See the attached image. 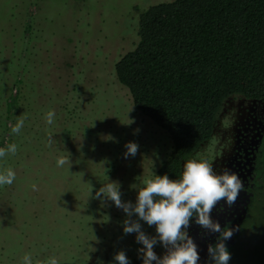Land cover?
Wrapping results in <instances>:
<instances>
[{
    "label": "rangeland",
    "instance_id": "1",
    "mask_svg": "<svg viewBox=\"0 0 264 264\" xmlns=\"http://www.w3.org/2000/svg\"><path fill=\"white\" fill-rule=\"evenodd\" d=\"M162 1L168 0H0V148L18 146L0 158V172L16 173L12 185L0 187V264H23L25 254L32 264L50 257L59 264H118L114 254L121 250L129 264L142 262L137 234L123 231L127 214L95 194L114 181L122 201L135 203L133 185L154 177L171 151L169 134L134 108L114 68L138 41L136 8ZM260 103L227 99L213 138L189 159L213 163L244 117L262 119ZM20 118L24 125L14 134L10 125ZM130 141L139 150L125 158ZM60 156L70 163L58 167ZM254 219L264 225V198ZM140 223L156 235L154 225ZM163 250L154 246L158 256Z\"/></svg>",
    "mask_w": 264,
    "mask_h": 264
},
{
    "label": "trees",
    "instance_id": "2",
    "mask_svg": "<svg viewBox=\"0 0 264 264\" xmlns=\"http://www.w3.org/2000/svg\"><path fill=\"white\" fill-rule=\"evenodd\" d=\"M136 11L138 41L115 74L171 139L154 176L178 179L213 138L227 99L242 95L264 110V0H168ZM255 220L236 235L229 264H264V225Z\"/></svg>",
    "mask_w": 264,
    "mask_h": 264
},
{
    "label": "clouds",
    "instance_id": "3",
    "mask_svg": "<svg viewBox=\"0 0 264 264\" xmlns=\"http://www.w3.org/2000/svg\"><path fill=\"white\" fill-rule=\"evenodd\" d=\"M55 112L49 110L46 113V122L51 125L54 122ZM24 125V118L17 120L11 131L19 134ZM52 142V134L49 133V143ZM15 143L0 148V158L17 152ZM125 158L134 157L139 145L128 142L125 145ZM70 163L69 158L60 156L57 158V166L63 167ZM16 178L15 171L8 167L0 172V187L12 185ZM135 203L124 202L117 182L103 183V186L95 194L96 199L106 198L114 202L117 208L122 209L127 218L123 221L125 234L136 233V240L142 244L138 252L143 264H200L198 245L189 234L193 219L197 226L204 230V234L218 233L215 244H208L210 264H229L231 253L225 241L232 238L236 229L222 227L218 220L212 218L211 213L216 205L224 201L232 207L244 183L240 176L229 169H223L217 173L212 164L204 158L189 159L184 164L182 174L178 179H170L167 174L155 175L145 178L140 182ZM33 190L36 185H32ZM133 213L137 214V220H132ZM140 220L145 221L150 227L155 226L156 235L149 236L142 230ZM161 243L167 250L161 257L154 251V246ZM114 261L118 264H129L125 251L114 254ZM23 264H32L30 254H25ZM40 264V262H38ZM44 264H59L55 257H50Z\"/></svg>",
    "mask_w": 264,
    "mask_h": 264
},
{
    "label": "flooded vegetation",
    "instance_id": "4",
    "mask_svg": "<svg viewBox=\"0 0 264 264\" xmlns=\"http://www.w3.org/2000/svg\"><path fill=\"white\" fill-rule=\"evenodd\" d=\"M245 118L241 120V129L232 139L227 136L222 140L211 163L217 173L229 169L238 174L244 183V189L240 191L232 207L221 201L211 213L212 218L218 220L222 227L236 229L232 238L225 241L230 252L234 251V240L236 235L242 233L243 226L248 232L245 224L251 222L256 203L264 198V164L259 163L263 161L261 155L264 154V123L261 121L264 116L262 119H255L251 112L249 118ZM188 231L198 245L200 264H210L208 244H215L219 234H204V230L195 224L194 219Z\"/></svg>",
    "mask_w": 264,
    "mask_h": 264
}]
</instances>
